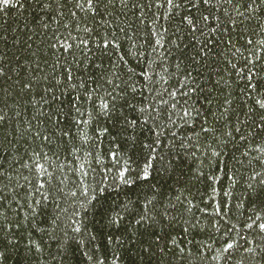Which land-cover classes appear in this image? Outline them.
<instances>
[{"label": "trees", "instance_id": "16d2710c", "mask_svg": "<svg viewBox=\"0 0 264 264\" xmlns=\"http://www.w3.org/2000/svg\"><path fill=\"white\" fill-rule=\"evenodd\" d=\"M0 264H264V0H0Z\"/></svg>", "mask_w": 264, "mask_h": 264}]
</instances>
